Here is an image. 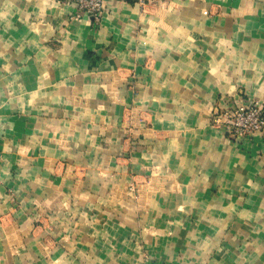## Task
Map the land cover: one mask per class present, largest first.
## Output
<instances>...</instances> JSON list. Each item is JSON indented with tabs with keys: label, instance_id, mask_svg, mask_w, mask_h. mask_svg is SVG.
I'll use <instances>...</instances> for the list:
<instances>
[{
	"label": "crops",
	"instance_id": "obj_1",
	"mask_svg": "<svg viewBox=\"0 0 264 264\" xmlns=\"http://www.w3.org/2000/svg\"><path fill=\"white\" fill-rule=\"evenodd\" d=\"M105 6L0 0V264H264V0Z\"/></svg>",
	"mask_w": 264,
	"mask_h": 264
},
{
	"label": "built area",
	"instance_id": "obj_2",
	"mask_svg": "<svg viewBox=\"0 0 264 264\" xmlns=\"http://www.w3.org/2000/svg\"><path fill=\"white\" fill-rule=\"evenodd\" d=\"M60 3L70 4L75 12L70 20L81 19L84 15L100 21L106 10L105 0H58ZM211 125L224 129L227 135L235 140L264 135V105L257 100L240 101L235 106L214 109Z\"/></svg>",
	"mask_w": 264,
	"mask_h": 264
},
{
	"label": "rangeland",
	"instance_id": "obj_3",
	"mask_svg": "<svg viewBox=\"0 0 264 264\" xmlns=\"http://www.w3.org/2000/svg\"><path fill=\"white\" fill-rule=\"evenodd\" d=\"M129 189L134 190L135 189L134 185L133 184L129 185Z\"/></svg>",
	"mask_w": 264,
	"mask_h": 264
}]
</instances>
